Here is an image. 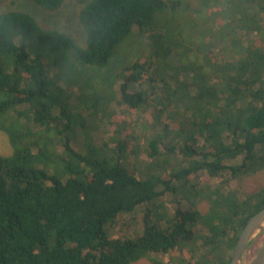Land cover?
<instances>
[{
    "label": "trees",
    "instance_id": "1",
    "mask_svg": "<svg viewBox=\"0 0 264 264\" xmlns=\"http://www.w3.org/2000/svg\"><path fill=\"white\" fill-rule=\"evenodd\" d=\"M207 1L0 0V264L174 263L196 225L231 260L264 208V0H218L203 53ZM67 9L80 38L47 23ZM144 204L142 234H108Z\"/></svg>",
    "mask_w": 264,
    "mask_h": 264
},
{
    "label": "rangeland",
    "instance_id": "2",
    "mask_svg": "<svg viewBox=\"0 0 264 264\" xmlns=\"http://www.w3.org/2000/svg\"><path fill=\"white\" fill-rule=\"evenodd\" d=\"M192 3L197 5V0H192ZM207 3L208 4L204 8L203 13L200 12L198 17L193 20V23L188 26L190 29L188 34H190L189 37L192 38L190 41V47L192 49H200L203 53H205V51L209 48V38L211 36L214 37L218 35L219 28L221 27L218 13L221 4H223V2H219L218 0H208ZM184 8H186V5L182 4L180 10ZM47 23H50L52 26L56 25L71 35L80 38L81 33L74 21L72 11L70 9H67L61 16L51 18ZM126 47L127 51H131L134 57H138L137 55L139 53V55L143 58L150 59L154 56V49L157 48V46H154V31L151 32V30L148 29L144 38H137L132 44L126 45ZM190 57L192 59H196L194 58V54H190ZM192 59L191 66H194ZM6 152H9L7 142L0 134V154ZM148 206L149 204L140 205L133 212L124 214L122 217L126 219L122 224L123 226L113 229L108 228V234L120 238H134L142 234L145 220L147 218V214L149 213ZM201 206L203 209L205 208V205ZM152 211L153 212L150 213V220L154 222L156 215H154V209ZM194 228L196 230V237L193 243L181 245V251L177 253L174 263L169 262V257L166 255H159V259L168 262V264H220V257H218L217 254H211L209 248L201 247L200 241L203 239V235L199 232L198 225ZM263 240L264 239H261L259 235L258 240L254 242V246H259L262 244L261 241ZM255 247H252L251 249ZM138 264H150V262L144 259Z\"/></svg>",
    "mask_w": 264,
    "mask_h": 264
},
{
    "label": "water",
    "instance_id": "3",
    "mask_svg": "<svg viewBox=\"0 0 264 264\" xmlns=\"http://www.w3.org/2000/svg\"><path fill=\"white\" fill-rule=\"evenodd\" d=\"M264 232V208L251 216L242 229L234 247L231 260L227 264H243L244 252L253 240ZM246 264H264V244L256 256Z\"/></svg>",
    "mask_w": 264,
    "mask_h": 264
},
{
    "label": "flooded vegetation",
    "instance_id": "4",
    "mask_svg": "<svg viewBox=\"0 0 264 264\" xmlns=\"http://www.w3.org/2000/svg\"><path fill=\"white\" fill-rule=\"evenodd\" d=\"M258 237L255 240H253V242L248 246V248L244 252V255H243V258H242V263L243 264H246L251 259H253L256 256V254L260 251V249L262 248L264 240L261 241L262 244H260L259 246H257V247L254 246V244H255L254 242L256 240H258ZM260 237H261V239H264V232L260 235ZM252 247H255V248L251 249Z\"/></svg>",
    "mask_w": 264,
    "mask_h": 264
}]
</instances>
